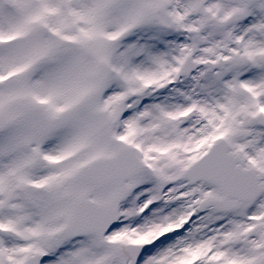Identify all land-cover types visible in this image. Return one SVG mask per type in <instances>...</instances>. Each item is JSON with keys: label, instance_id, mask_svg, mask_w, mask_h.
<instances>
[{"label": "snow or ice", "instance_id": "snow-or-ice-1", "mask_svg": "<svg viewBox=\"0 0 264 264\" xmlns=\"http://www.w3.org/2000/svg\"><path fill=\"white\" fill-rule=\"evenodd\" d=\"M0 264H264V0H0Z\"/></svg>", "mask_w": 264, "mask_h": 264}]
</instances>
